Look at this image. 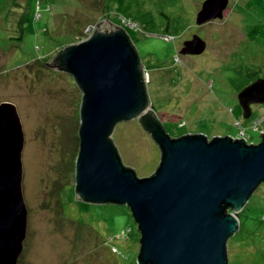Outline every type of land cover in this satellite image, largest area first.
Here are the masks:
<instances>
[{"label":"rangeland","instance_id":"374dc122","mask_svg":"<svg viewBox=\"0 0 264 264\" xmlns=\"http://www.w3.org/2000/svg\"><path fill=\"white\" fill-rule=\"evenodd\" d=\"M204 1L0 0V104L14 105L24 134L27 231L17 264H137L140 233L130 210L75 199L82 93L71 75L45 65L88 40L97 24L128 30L152 111L172 138L260 142L264 105L244 120L238 96L264 79V0H229L224 19L198 26ZM194 36L206 50L181 56ZM112 140L137 177L155 173L161 154L138 121L118 124ZM227 246L229 264H264V183Z\"/></svg>","mask_w":264,"mask_h":264},{"label":"water","instance_id":"95a60500","mask_svg":"<svg viewBox=\"0 0 264 264\" xmlns=\"http://www.w3.org/2000/svg\"><path fill=\"white\" fill-rule=\"evenodd\" d=\"M229 0H206L197 25L222 20ZM206 43L185 42L182 56ZM51 69L73 77L82 93L75 199L85 205L126 206L140 233L137 264H229L227 245L239 214L264 183V133L247 144L230 136L171 138L150 102L144 66L123 28L96 25L91 37L64 48ZM244 120L264 105V79L238 96ZM138 121L161 154L155 173L137 177L112 140L120 123ZM24 134L14 105L0 104V264H17L27 231L23 196Z\"/></svg>","mask_w":264,"mask_h":264},{"label":"clouds","instance_id":"9594fccd","mask_svg":"<svg viewBox=\"0 0 264 264\" xmlns=\"http://www.w3.org/2000/svg\"><path fill=\"white\" fill-rule=\"evenodd\" d=\"M205 1H206V0H205ZM205 1H204V2H205ZM204 2H203V3H204ZM203 3H202V4H203ZM228 6H229V5H228ZM201 7H202V5H201ZM227 9H228V7H227ZM227 9H226V11H227ZM200 10H201V9H200ZM226 11H225V12H226ZM225 12H224V15H225ZM223 18H224V17H223ZM208 23H210V22H208ZM208 23H206V24H208ZM112 25H113V24H112ZM204 25H205V24H204ZM202 26H203V25H202ZM119 27H120V26H119ZM121 28H122V27H121ZM123 29H124V28H123ZM125 32H126V31H125ZM126 33H127V32H126ZM129 38H130V36H129ZM182 48H183V47H182ZM181 50H182V49H181ZM181 56H182V55H181ZM184 57H185V56H184ZM72 78H73V77H72ZM74 81H75V80H74ZM77 87H78V86H77ZM238 105H239V103H238ZM250 119H251V118H250ZM159 121H160V120H159ZM259 123H260V122H258L256 125H259ZM256 125H255V126H256ZM254 128H255V127H254ZM254 130H255V129H254ZM165 131H166V130H165ZM241 132H242V131H241ZM166 133H167V132H166ZM262 133H264V131H263ZM262 133H261V134H262ZM167 134H168V133H167ZM241 134H242V136H244V131H243ZM261 134H260V135H261ZM170 137H171V136H170ZM180 137H181V136H180ZM171 138H172V137H171ZM239 139H244V140L246 139L247 144H255V143H250V142L247 140L246 137H242V138H239ZM234 140H236V139H234ZM209 141H211V140H209Z\"/></svg>","mask_w":264,"mask_h":264},{"label":"trees","instance_id":"16d2710c","mask_svg":"<svg viewBox=\"0 0 264 264\" xmlns=\"http://www.w3.org/2000/svg\"><path fill=\"white\" fill-rule=\"evenodd\" d=\"M122 28H124V30L128 33V30L125 28V27H123L122 26ZM247 139H248V141L250 142V140H249V138L248 137H246ZM251 143V142H250ZM85 205V204H84Z\"/></svg>","mask_w":264,"mask_h":264},{"label":"flooded vegetation","instance_id":"af4514ba","mask_svg":"<svg viewBox=\"0 0 264 264\" xmlns=\"http://www.w3.org/2000/svg\"><path fill=\"white\" fill-rule=\"evenodd\" d=\"M225 17V15H224ZM224 19V18H223ZM215 21V20H214ZM214 21H211L210 23H213ZM185 57H190V58H194V56H185Z\"/></svg>","mask_w":264,"mask_h":264}]
</instances>
